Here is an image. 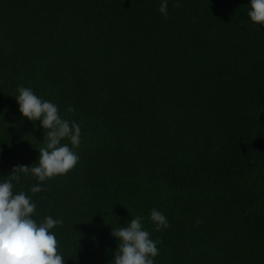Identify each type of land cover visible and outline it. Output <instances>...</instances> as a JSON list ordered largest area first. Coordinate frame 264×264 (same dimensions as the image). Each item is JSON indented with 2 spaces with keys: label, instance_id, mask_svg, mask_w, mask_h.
Here are the masks:
<instances>
[{
  "label": "trees",
  "instance_id": "1",
  "mask_svg": "<svg viewBox=\"0 0 264 264\" xmlns=\"http://www.w3.org/2000/svg\"><path fill=\"white\" fill-rule=\"evenodd\" d=\"M160 3L0 0V175L45 146L14 97L27 87L81 127L72 170L15 185L34 219L63 220L67 264H109L135 216L155 264H264V25L249 0Z\"/></svg>",
  "mask_w": 264,
  "mask_h": 264
},
{
  "label": "clouds",
  "instance_id": "2",
  "mask_svg": "<svg viewBox=\"0 0 264 264\" xmlns=\"http://www.w3.org/2000/svg\"><path fill=\"white\" fill-rule=\"evenodd\" d=\"M249 4L247 15L251 21L264 25V0H249ZM167 10L168 0H161L159 11L167 16ZM14 97L19 112L33 122L39 121L45 130V146L39 148L40 156L31 166H14L7 176L0 175V264H67L52 231L63 220L52 216L42 221L34 219L37 205L28 192L40 193L44 190L43 182L67 174L78 164L76 149L81 144V127L76 121L63 118L57 104L30 88L19 87ZM74 111L72 106L66 108V112ZM65 139L69 143H62ZM22 175L38 181L28 192L15 191ZM149 219L156 231L170 227L165 215L156 208L151 209ZM112 235L119 246L109 264H155L158 241L144 228L143 217L135 216L125 225L112 228Z\"/></svg>",
  "mask_w": 264,
  "mask_h": 264
}]
</instances>
